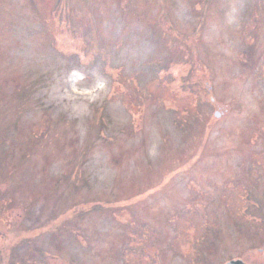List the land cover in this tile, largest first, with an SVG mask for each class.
<instances>
[{
  "label": "rangeland",
  "instance_id": "374dc122",
  "mask_svg": "<svg viewBox=\"0 0 264 264\" xmlns=\"http://www.w3.org/2000/svg\"><path fill=\"white\" fill-rule=\"evenodd\" d=\"M232 259L264 264V0H0V264Z\"/></svg>",
  "mask_w": 264,
  "mask_h": 264
},
{
  "label": "water",
  "instance_id": "95a60500",
  "mask_svg": "<svg viewBox=\"0 0 264 264\" xmlns=\"http://www.w3.org/2000/svg\"><path fill=\"white\" fill-rule=\"evenodd\" d=\"M217 116H219L220 115V112H216L215 113ZM228 264H248V263H246L245 261H243L242 259H232V260H230L229 262H228Z\"/></svg>",
  "mask_w": 264,
  "mask_h": 264
},
{
  "label": "trees",
  "instance_id": "16d2710c",
  "mask_svg": "<svg viewBox=\"0 0 264 264\" xmlns=\"http://www.w3.org/2000/svg\"><path fill=\"white\" fill-rule=\"evenodd\" d=\"M68 44H71V41L70 40H67Z\"/></svg>",
  "mask_w": 264,
  "mask_h": 264
}]
</instances>
